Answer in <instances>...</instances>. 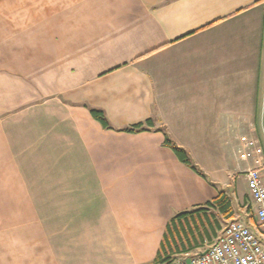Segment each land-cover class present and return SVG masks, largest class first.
<instances>
[{"label":"crops","instance_id":"1","mask_svg":"<svg viewBox=\"0 0 264 264\" xmlns=\"http://www.w3.org/2000/svg\"><path fill=\"white\" fill-rule=\"evenodd\" d=\"M19 1L0 9V264H153L221 191L253 228L264 0Z\"/></svg>","mask_w":264,"mask_h":264},{"label":"trees","instance_id":"2","mask_svg":"<svg viewBox=\"0 0 264 264\" xmlns=\"http://www.w3.org/2000/svg\"><path fill=\"white\" fill-rule=\"evenodd\" d=\"M89 113L103 129H114L103 111L89 107ZM150 127H153V122L151 119H147L118 129V131L139 133L148 130ZM163 144L173 151L180 162L204 177L203 173L192 164L187 153L176 147L166 134H164ZM234 214L231 200L223 191L202 206L175 214L166 225L161 246L153 264H173L185 259L191 252L205 243H210L214 237H217V231L221 230L220 222L233 219ZM195 253L198 254L199 252ZM177 257H180V259L175 261Z\"/></svg>","mask_w":264,"mask_h":264},{"label":"built area","instance_id":"3","mask_svg":"<svg viewBox=\"0 0 264 264\" xmlns=\"http://www.w3.org/2000/svg\"><path fill=\"white\" fill-rule=\"evenodd\" d=\"M250 200L254 205L253 228L264 235V183L259 171L246 173ZM252 228L238 220L229 221L220 236L202 255H187L173 264H264V242Z\"/></svg>","mask_w":264,"mask_h":264},{"label":"rangeland","instance_id":"4","mask_svg":"<svg viewBox=\"0 0 264 264\" xmlns=\"http://www.w3.org/2000/svg\"><path fill=\"white\" fill-rule=\"evenodd\" d=\"M7 2H8L9 4H11V5H12V8H13L14 4H19L20 1H19V0H12V1H11V0H7V1H5V0H0V9L4 8V6L6 5ZM244 218H245V216H244ZM244 218H243V216H241V217H237L235 220H238V221L244 222ZM227 222H228V221H221V222H220V223H221V231L219 232V236H220V234H221V232H222V229L226 226ZM250 222L253 223V221H250ZM252 231L255 232V233L258 234V235H261V234H259L260 232H259L258 230H256L255 228H252ZM217 237H218V236H217ZM217 237H214L210 243H205V244H204L203 246H201L200 248L194 250L193 252H191V254H196L195 252H202V251H204V250L206 249V247H208L209 245H211L212 243L215 242V240L217 239ZM260 239L264 242V236H263V235L260 237ZM179 259H180V257H177V259H176L175 261H177V260H179Z\"/></svg>","mask_w":264,"mask_h":264},{"label":"water","instance_id":"5","mask_svg":"<svg viewBox=\"0 0 264 264\" xmlns=\"http://www.w3.org/2000/svg\"><path fill=\"white\" fill-rule=\"evenodd\" d=\"M206 252V250H204L203 252L200 253V255L204 254Z\"/></svg>","mask_w":264,"mask_h":264}]
</instances>
